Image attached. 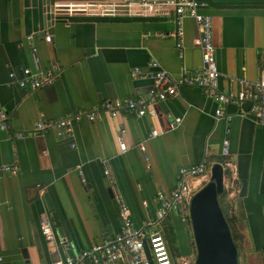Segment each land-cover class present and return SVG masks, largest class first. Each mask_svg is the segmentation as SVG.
<instances>
[{
  "label": "crops",
  "instance_id": "crops-1",
  "mask_svg": "<svg viewBox=\"0 0 264 264\" xmlns=\"http://www.w3.org/2000/svg\"><path fill=\"white\" fill-rule=\"evenodd\" d=\"M85 1L91 0L54 4ZM200 1L212 18L219 88L235 93L240 81L253 82L260 74L264 0ZM43 8V0H0V112L9 123L8 129H0V167L17 168L15 174L0 172V264H56L71 257L69 252L75 257L116 235L120 198L141 228L145 219L155 216L156 192L174 187L179 167L204 159L209 166L219 162L228 170V203L223 209L237 231L239 264H264V125L254 121L248 103L223 105L232 118L217 119L218 103L212 97L198 87L178 86L174 96L154 102L153 115L103 113L94 121L74 122L71 136H58L54 129L27 134L39 120L71 116L107 100L145 96L153 61L173 80L182 69H199L194 20L182 19L178 49L173 13L137 17L55 12L50 22ZM43 28L51 41L42 33L34 36V43L40 67L53 70V81L36 89L21 88L15 80L21 78V69L34 68L26 36ZM134 68L145 76L132 77ZM176 118L180 122L171 127ZM121 129L124 152L118 145ZM152 130L157 135L150 136ZM20 132L25 135L18 136ZM224 141L226 157L221 155ZM142 142L144 151L139 149ZM208 178L190 183L201 187ZM187 217V212L183 217L171 213L162 223L176 264V254L182 264L192 255L187 239H178ZM41 219L51 223L55 241L40 233ZM174 244L180 248L175 250Z\"/></svg>",
  "mask_w": 264,
  "mask_h": 264
},
{
  "label": "built area",
  "instance_id": "built-area-1",
  "mask_svg": "<svg viewBox=\"0 0 264 264\" xmlns=\"http://www.w3.org/2000/svg\"><path fill=\"white\" fill-rule=\"evenodd\" d=\"M205 3L200 0H91L81 3H58L54 4V13L63 15L80 14L87 16H175V30L172 33L175 39L176 48L182 45L183 27L182 19L191 17L196 25L199 35V50L201 54V67L193 72L182 69L180 77L171 79L167 71L157 61L151 62L153 71L148 77L151 79V87L145 96L136 98H121L103 101L90 109L79 110L73 115L63 116L52 120H39L27 134L30 136L49 129H54L58 136H71L72 124L81 119L94 121L107 113L116 117L120 112L125 111L137 116L155 113L152 105L156 101H164L177 93L178 86H193L201 89L218 103L214 116L230 120L231 114H227L222 106L227 103H248L249 112L253 115L254 121L264 125V52L261 57L260 74L253 82L240 81V87L235 93H225L219 88V70L216 63V49L212 42V18L205 12ZM45 33V29L30 33L26 41L31 45L34 68L23 67L21 78L15 79L21 88L36 89L46 83L53 81L54 72L50 68L41 69L37 57V47L34 43L36 34ZM46 42L51 41V35L44 34ZM132 77H144L138 68L131 72ZM15 73L10 72L9 78L14 79ZM242 113V112H241ZM180 122L176 118L171 127ZM9 128L7 115L0 112V129ZM124 129L119 131L118 145L121 152L126 151V144L122 134ZM25 133H18L24 136ZM157 135V130H152L150 136ZM141 151L145 150V144H139ZM221 155H229L228 142L224 141ZM147 159V158H146ZM206 159L198 164L181 166L177 171V179L174 187L169 191L158 190L152 198L155 216L149 217L142 222L141 228L134 225L129 206L123 199H119L120 230L119 232L103 241L96 243L88 249L80 251L75 257H66L64 261L56 264H176L168 246L167 238L163 232V220L171 213H177L182 217L188 214V203L192 193L196 190L190 180L200 181L210 174V166ZM17 168L14 165H2L1 173L15 174ZM105 174L108 170L104 171ZM39 230L47 241H55L56 236L51 223L47 219H41ZM59 245L67 249L65 240L58 239ZM145 246L148 249L146 252ZM1 260V257H0Z\"/></svg>",
  "mask_w": 264,
  "mask_h": 264
},
{
  "label": "water",
  "instance_id": "water-1",
  "mask_svg": "<svg viewBox=\"0 0 264 264\" xmlns=\"http://www.w3.org/2000/svg\"><path fill=\"white\" fill-rule=\"evenodd\" d=\"M54 1L43 0L45 18L50 22L54 20ZM226 173L221 163H213L208 180L189 199L188 218L195 249L192 264H239L238 249L220 202L226 191Z\"/></svg>",
  "mask_w": 264,
  "mask_h": 264
},
{
  "label": "rangeland",
  "instance_id": "rangeland-1",
  "mask_svg": "<svg viewBox=\"0 0 264 264\" xmlns=\"http://www.w3.org/2000/svg\"><path fill=\"white\" fill-rule=\"evenodd\" d=\"M221 197L223 199H221ZM220 201H221V204H222L223 207H225L226 204L228 203V201L224 198V195L220 196ZM184 226H185V230L179 232V238L178 239H180L181 241H185L187 239L186 242H187L188 247H190L192 249V251H191L192 255H190L189 257H186L185 260H183L184 261L183 264H192L193 263V259H194L193 252L195 253V249L193 250V245L194 244L192 242L193 241L192 233H191V230L188 227V223L186 224V222H185ZM180 240H179L180 247L183 248V244L181 243ZM180 247H177V245L174 244L175 250H176V248L178 249ZM176 262H177V264H182V258H180L178 254H176Z\"/></svg>",
  "mask_w": 264,
  "mask_h": 264
},
{
  "label": "trees",
  "instance_id": "trees-1",
  "mask_svg": "<svg viewBox=\"0 0 264 264\" xmlns=\"http://www.w3.org/2000/svg\"><path fill=\"white\" fill-rule=\"evenodd\" d=\"M221 199H223V198L221 197ZM220 202H221V201H220ZM221 205H222V204H221ZM222 207H223V206H222ZM223 210H224V214H225V216H226V219H227V221H228V224H229V226H230L233 240H234V242H235V244H236V246H237V249L239 250V246H238V243H237V231L235 230V227L233 226V218L227 216V213L225 212V209H223ZM187 223H189V219H188V217H187ZM193 250H194V245H193Z\"/></svg>",
  "mask_w": 264,
  "mask_h": 264
}]
</instances>
